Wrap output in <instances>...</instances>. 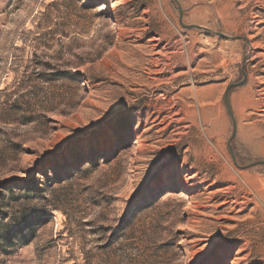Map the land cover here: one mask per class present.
<instances>
[{
	"label": "rangeland",
	"instance_id": "rangeland-1",
	"mask_svg": "<svg viewBox=\"0 0 264 264\" xmlns=\"http://www.w3.org/2000/svg\"><path fill=\"white\" fill-rule=\"evenodd\" d=\"M178 1L248 43L172 0H0V264H264V0Z\"/></svg>",
	"mask_w": 264,
	"mask_h": 264
},
{
	"label": "water",
	"instance_id": "water-1",
	"mask_svg": "<svg viewBox=\"0 0 264 264\" xmlns=\"http://www.w3.org/2000/svg\"><path fill=\"white\" fill-rule=\"evenodd\" d=\"M172 3L174 5L177 6V10L179 11L180 13V24L183 28L187 29V30H199V31H203V32H206V33H210V34H215L217 36H220L222 37L223 39L227 40V41H244L245 43H248L247 39L244 38V37H229V36H225L223 34H220V33H216V32H213L212 30H209L207 28H204V27H201V26H196V25H185L183 23V9L182 7L180 6L179 4V1L178 0H172ZM244 78H243V81L238 83V84H234V85H230L225 93V97H224V100H225V104H226V107H227V110H228V113L230 115V118H231V121H232V125H233V133H232V136H231V139H230V142H229V147H230V152H231V155L233 157V160L235 161L236 163V159H235V156H234V151L231 147V142L233 141L235 135H236V122H235V119H234V114H233V111H232V108H231V103H230V97H229V94H230V91L233 89V88H236V87H240L242 86L243 84H245L246 82V75L244 73V71L242 72ZM237 165V163H236ZM260 165H263L264 166V161H260V162H257V163H254V164H251V165H248V166H244V167H240L238 166V168L242 169V170H248L250 168H253V167H256V166H260Z\"/></svg>",
	"mask_w": 264,
	"mask_h": 264
},
{
	"label": "bare ground",
	"instance_id": "bare-ground-1",
	"mask_svg": "<svg viewBox=\"0 0 264 264\" xmlns=\"http://www.w3.org/2000/svg\"><path fill=\"white\" fill-rule=\"evenodd\" d=\"M98 72H103V68H100L98 70ZM187 173H188V175L185 176L184 179H183V181H182V186H181L182 189H185L186 187H188V184H189L188 180H189V177L190 176H194V175L197 176V174L191 168L187 170ZM194 179H195V177H193L191 180L194 181ZM240 258H242V256H240V255L237 256V258L235 259V261L233 262V264H236L239 261Z\"/></svg>",
	"mask_w": 264,
	"mask_h": 264
},
{
	"label": "trees",
	"instance_id": "trees-1",
	"mask_svg": "<svg viewBox=\"0 0 264 264\" xmlns=\"http://www.w3.org/2000/svg\"><path fill=\"white\" fill-rule=\"evenodd\" d=\"M232 91V90H231ZM56 177H61V175H57Z\"/></svg>",
	"mask_w": 264,
	"mask_h": 264
}]
</instances>
